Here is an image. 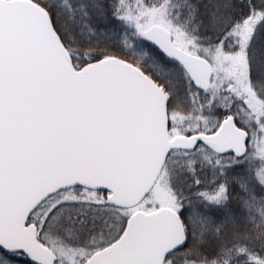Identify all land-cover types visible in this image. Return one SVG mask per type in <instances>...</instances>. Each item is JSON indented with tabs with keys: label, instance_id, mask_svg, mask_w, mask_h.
<instances>
[{
	"label": "snow or ice",
	"instance_id": "1",
	"mask_svg": "<svg viewBox=\"0 0 264 264\" xmlns=\"http://www.w3.org/2000/svg\"><path fill=\"white\" fill-rule=\"evenodd\" d=\"M0 264H264V0H0Z\"/></svg>",
	"mask_w": 264,
	"mask_h": 264
}]
</instances>
